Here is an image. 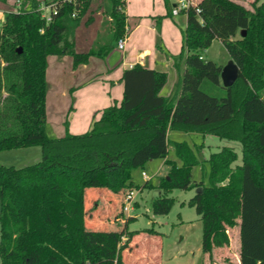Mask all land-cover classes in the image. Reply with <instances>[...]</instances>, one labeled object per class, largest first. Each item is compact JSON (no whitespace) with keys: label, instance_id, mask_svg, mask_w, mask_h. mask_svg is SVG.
<instances>
[{"label":"trees","instance_id":"trees-1","mask_svg":"<svg viewBox=\"0 0 264 264\" xmlns=\"http://www.w3.org/2000/svg\"><path fill=\"white\" fill-rule=\"evenodd\" d=\"M51 1L22 0L0 23V151L41 150L35 163L0 164V264H123L122 251L137 232L87 226L86 191L102 188L124 198L140 186L133 172L155 159L169 168L157 185L144 180L140 186L158 190L152 213L170 211L174 189L201 188L187 203L202 221V250L227 243L225 226L241 214L246 181L264 193V0H196L199 14L180 10L186 24L180 52L170 55L178 73L172 93L159 94L166 72L136 63L122 73L119 103L95 113L86 132L61 137L50 135L46 120L47 56L71 55L74 67L90 56L105 58L127 33L126 1L108 0L112 36L87 51L66 32L79 26L92 0L66 2L46 21L38 7ZM163 2L164 16L175 23L174 4ZM214 39L238 66L230 87L221 84L222 66L202 58ZM204 80L222 94L204 91ZM170 130L237 141L241 163L234 164L238 155L229 146L202 157L203 139L170 142ZM194 166H200L198 181Z\"/></svg>","mask_w":264,"mask_h":264},{"label":"rangeland","instance_id":"rangeland-1","mask_svg":"<svg viewBox=\"0 0 264 264\" xmlns=\"http://www.w3.org/2000/svg\"><path fill=\"white\" fill-rule=\"evenodd\" d=\"M6 3L9 6L4 13L17 9L13 0H6ZM112 24L109 15V1L92 0L86 14L80 17L79 26L68 30L66 37L74 40L78 50L87 51L110 40ZM204 55L207 60H212L222 66L230 59L218 39L211 42ZM53 71L51 66L49 79L57 88L50 87L49 92L47 91L46 120H49L53 127L58 123L57 126L64 128L63 122H65L66 111L72 103V96L67 90L65 99L61 86L63 84L52 77ZM201 88L212 95L222 94L220 87L207 80L203 81ZM61 111L63 115L60 118ZM168 136L170 142L187 141L190 145L199 143L203 139L202 157H208L211 152L218 151L223 146L232 147L238 155L234 164L241 163V144L237 141L214 135L203 138L201 134L181 130H170ZM168 149L167 157L172 159L174 157L172 143L169 144ZM19 150L21 148L0 151V164L22 167L35 163L41 158L39 146L28 147L26 153H24L25 150ZM161 160H152L143 169L135 170L133 172L134 182L141 186L146 180L142 176V171H144L149 176L147 180L157 185L160 178L167 174L169 168L165 162L167 166L163 170H158ZM200 174V166L192 169L193 180L198 181ZM140 186L130 189L133 190L134 195L128 210L123 208L126 204L123 195L114 197L102 188H89L86 191L85 205L91 212L86 221L87 226L100 230L121 227L122 230L137 232L128 240L127 247L122 251L123 264H154L155 262L159 264H264V193L256 191L248 180L245 184L241 214L235 219L233 226H225L227 243L214 246L211 252L202 250V221L195 208L187 203L195 193V188L174 189L169 195L174 198L172 207L167 214L161 215L152 213L151 209L152 199L158 195V190ZM150 228L153 231L148 230ZM126 240V236L123 237V241Z\"/></svg>","mask_w":264,"mask_h":264},{"label":"crops","instance_id":"crops-1","mask_svg":"<svg viewBox=\"0 0 264 264\" xmlns=\"http://www.w3.org/2000/svg\"><path fill=\"white\" fill-rule=\"evenodd\" d=\"M125 1L127 33L123 48L116 45L105 58L90 56L86 63L76 67L73 66L71 55L47 56L48 90L50 87H56L49 79V69L52 66L54 70L52 77L63 84L61 86L65 99L67 90L72 96V103L65 114L66 118L63 124L66 123V125L64 128L57 126L58 123L53 127L47 120L50 135L61 137L67 132L70 134L86 132L95 113L97 114L114 101L117 103L121 101L123 94L122 73L136 63L146 68L166 72L167 81L161 88L160 95L169 96L174 90L178 82V73L170 55H176L181 50L180 27L185 26L186 16L179 13L173 14L175 23L170 17H165L166 9L163 0ZM170 1L174 4L176 0ZM8 6L7 3L0 2V21L3 20L4 12ZM157 16L164 17L157 23L155 19ZM159 46L161 50L158 48ZM205 52L206 50L203 52L202 58L207 60L204 57ZM47 109L48 93L46 95ZM62 115L61 111L60 118ZM206 136L208 135L204 137ZM26 149L28 147L21 148L19 151L25 150L24 153H26L28 151ZM165 166H167L165 159H162L158 164V170H163ZM154 264L159 263L155 262Z\"/></svg>","mask_w":264,"mask_h":264},{"label":"built area","instance_id":"built-area-1","mask_svg":"<svg viewBox=\"0 0 264 264\" xmlns=\"http://www.w3.org/2000/svg\"><path fill=\"white\" fill-rule=\"evenodd\" d=\"M76 0H53L51 2L45 3L41 2L39 4V10L41 11V15L46 19V21H49L52 17V15L56 14L58 12V9L66 2H75ZM13 3L18 10V8L21 7V0H13ZM189 7H192L195 9V12L199 14V7L197 6V3L193 0H176L174 3V7L172 9V14H178L180 10L187 9ZM72 16H76V12H72ZM124 45V39H120L117 43V46L119 48H123ZM142 176L144 179H149V176L146 175L144 171H142ZM134 195L133 190H130L126 193L124 197V201L126 204L124 205V210H128L130 208V203L132 201V197Z\"/></svg>","mask_w":264,"mask_h":264},{"label":"water","instance_id":"water-1","mask_svg":"<svg viewBox=\"0 0 264 264\" xmlns=\"http://www.w3.org/2000/svg\"><path fill=\"white\" fill-rule=\"evenodd\" d=\"M243 34L244 31L242 32V35ZM20 50L21 49L19 48V51ZM237 77H238V66L232 59H229L228 62L224 66H222L220 71V80L222 86L230 87L236 81ZM198 191H201V188H197L196 192Z\"/></svg>","mask_w":264,"mask_h":264}]
</instances>
